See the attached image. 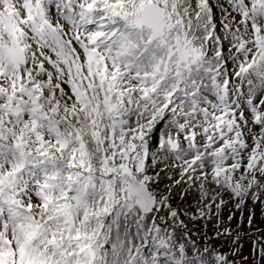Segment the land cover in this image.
Segmentation results:
<instances>
[{"label":"snow or ice","instance_id":"snow-or-ice-1","mask_svg":"<svg viewBox=\"0 0 264 264\" xmlns=\"http://www.w3.org/2000/svg\"><path fill=\"white\" fill-rule=\"evenodd\" d=\"M226 196L264 205V0H0V264H264Z\"/></svg>","mask_w":264,"mask_h":264},{"label":"rangeland","instance_id":"rangeland-1","mask_svg":"<svg viewBox=\"0 0 264 264\" xmlns=\"http://www.w3.org/2000/svg\"><path fill=\"white\" fill-rule=\"evenodd\" d=\"M228 201L227 205L221 209V218L233 230V236L237 233L240 236L238 244L240 246V253L244 257H248L250 262L257 259L254 249V241L257 238L264 235V205L248 200L243 210H238L235 204L229 197H225ZM232 215V220L229 222L227 217ZM251 217L253 223L250 225L248 219ZM190 228H193V224L189 223ZM201 232H206L208 235H212L210 229L214 228V225L208 222H197L195 225ZM194 235L197 233L193 232ZM218 243L225 244L226 248L231 244V240H221Z\"/></svg>","mask_w":264,"mask_h":264},{"label":"trees","instance_id":"trees-1","mask_svg":"<svg viewBox=\"0 0 264 264\" xmlns=\"http://www.w3.org/2000/svg\"><path fill=\"white\" fill-rule=\"evenodd\" d=\"M186 223H187V221H186Z\"/></svg>","mask_w":264,"mask_h":264}]
</instances>
